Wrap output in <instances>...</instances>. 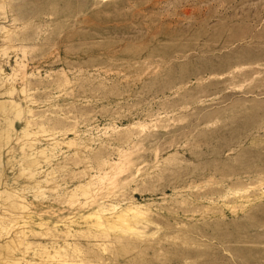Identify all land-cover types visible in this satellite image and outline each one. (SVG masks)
<instances>
[{
    "label": "rangeland",
    "instance_id": "374dc122",
    "mask_svg": "<svg viewBox=\"0 0 264 264\" xmlns=\"http://www.w3.org/2000/svg\"><path fill=\"white\" fill-rule=\"evenodd\" d=\"M0 264H264V0H0Z\"/></svg>",
    "mask_w": 264,
    "mask_h": 264
}]
</instances>
